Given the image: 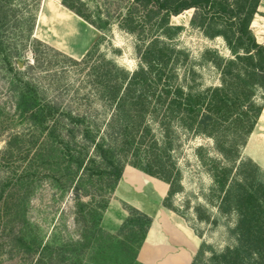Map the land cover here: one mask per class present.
<instances>
[{
	"label": "trees",
	"instance_id": "16d2710c",
	"mask_svg": "<svg viewBox=\"0 0 264 264\" xmlns=\"http://www.w3.org/2000/svg\"><path fill=\"white\" fill-rule=\"evenodd\" d=\"M18 1L0 0V62L11 74L21 122L43 137L39 154L48 151L56 174L70 180L71 188L77 181L78 204L84 205L79 191L89 181L105 183L114 192L129 164L168 183L163 205L182 214L174 205L184 187L173 152L179 147L180 132L206 136L213 140V154L202 145L196 154L213 181L207 200L221 216H235L230 231L236 242L221 251L202 243L191 264H264V169L243 154L264 108V44L256 41L251 30L261 0H233L225 5L212 0H95L94 6L87 0H61L65 8L101 32L82 59L68 56L75 63L91 61L104 30L115 20L138 40V69L130 71L103 57L93 67L94 93L111 112L104 129L91 116L49 99L39 83L17 68L15 61L27 45L33 46L36 62L39 45L61 53L34 36L41 0ZM191 8L196 12L190 24L209 38L222 36L234 54L227 59L216 49L206 48L201 55L220 70V85L205 86L190 53L173 43L184 26L173 24L171 17ZM218 19L225 20L222 31L214 29ZM28 173L22 177L23 184ZM107 206L99 212L89 209L85 223L93 238L105 233L101 221ZM124 206L128 216L119 232L129 234L120 247L128 253L129 241L137 239V258L152 217ZM195 212L200 220L211 217L203 205L196 206ZM47 249L44 245L42 251ZM207 251L211 256L204 261Z\"/></svg>",
	"mask_w": 264,
	"mask_h": 264
},
{
	"label": "rangeland",
	"instance_id": "374dc122",
	"mask_svg": "<svg viewBox=\"0 0 264 264\" xmlns=\"http://www.w3.org/2000/svg\"><path fill=\"white\" fill-rule=\"evenodd\" d=\"M87 1L93 6L96 3L95 0ZM212 1L216 5H225L233 0ZM263 1H260L261 5ZM106 8L104 6L103 10L106 11ZM125 12L126 8L123 9ZM195 12L191 8L171 17L173 24L184 26L173 43L190 53V62L201 74L199 80L205 86H217L221 84V72L203 61L202 53L206 48H213L227 59L233 58L234 54L222 36L209 38L190 24ZM256 14L264 17V12L259 10ZM217 21L214 29L224 30L225 20ZM251 30L254 35L257 34L256 27L251 26ZM97 34L98 37L101 32L97 31ZM255 38L260 43L256 35ZM137 43V38L122 31L115 20L111 27L104 30L99 50L89 63L77 64L69 59V55L40 45L38 62L31 45H27L22 57L15 62L18 69L26 72V78L46 90L49 99L61 101L80 114L91 116L104 129L111 112L101 105L94 93L93 67L103 57L130 71L138 69ZM11 80V74L0 62V264H141L138 256H134L137 239L129 241L128 253L121 250L120 242L128 240L129 234L119 232L124 221L114 225L111 219L104 220L114 192L110 193L105 183L89 181L79 191L80 201L84 202L80 206L74 190L77 181L71 188L70 180L60 173L56 174L53 157L48 151L45 149L39 154L43 137L21 122L16 111V96L10 87ZM14 137L17 138L12 139ZM10 141L11 146H8ZM201 145L213 154L211 138L180 132L179 147L173 154L182 173L184 190L175 196L174 205L182 212L176 213L200 238V246L206 243L212 249L221 251L236 242L230 231L235 224V216H221L217 207L208 203L213 181L196 154L197 147ZM25 171L29 172V177L23 184ZM86 190L92 194L86 193ZM104 204H108L101 221L105 233H98L93 238L86 229L85 220L89 219L90 208L99 212ZM198 205L208 208L211 214L209 220L198 218L195 212ZM122 207L126 210L124 203ZM44 245L48 246L45 252L42 251ZM210 256V251H207L204 261ZM185 261L186 258L179 264H186Z\"/></svg>",
	"mask_w": 264,
	"mask_h": 264
},
{
	"label": "crops",
	"instance_id": "0c3cea01",
	"mask_svg": "<svg viewBox=\"0 0 264 264\" xmlns=\"http://www.w3.org/2000/svg\"><path fill=\"white\" fill-rule=\"evenodd\" d=\"M258 10L264 12V4L260 3ZM251 26L258 29L255 35L264 43V17L256 14ZM97 31L65 8L61 0H41L34 36L60 52L77 60L83 58L94 43ZM243 151L264 169V108ZM168 191V183L126 166L104 213V220L108 218L114 225H120L128 215L122 207L126 203L152 217L138 252L142 264H179L184 258L190 264L199 249L200 238L186 220L163 205Z\"/></svg>",
	"mask_w": 264,
	"mask_h": 264
}]
</instances>
